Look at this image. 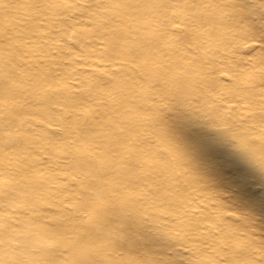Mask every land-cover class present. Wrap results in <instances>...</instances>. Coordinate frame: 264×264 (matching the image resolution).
Listing matches in <instances>:
<instances>
[{
  "label": "rangeland",
  "instance_id": "rangeland-1",
  "mask_svg": "<svg viewBox=\"0 0 264 264\" xmlns=\"http://www.w3.org/2000/svg\"><path fill=\"white\" fill-rule=\"evenodd\" d=\"M245 40L250 49L239 44ZM117 42L159 50L138 53L134 60L145 75L133 76L138 87L127 96L129 78L119 82L122 91L100 90L102 81L127 77L118 61L107 58L116 55L110 48ZM174 43L179 48L172 50ZM8 64L15 79L0 74V264H264V0H0V69ZM200 73L207 78L199 79ZM32 79L35 87L26 89L37 94L14 97ZM48 79L52 86L44 84ZM179 81L183 91L175 89ZM179 92L186 93L183 101L170 95ZM42 93L54 98L62 121L6 119L12 108L43 109ZM122 93L116 107L112 98L120 100ZM103 95L104 104H112L104 109L98 101ZM125 105V119L135 110L147 127L161 117L149 136L154 149L145 153L158 164L149 168L170 171L144 188L124 185L126 203L138 199L143 220L137 229L124 217L91 222L89 212L76 208L82 197L78 171L57 167L44 151L47 141L77 149L90 118L103 109L107 116L117 113L110 123L118 122ZM90 112L87 121L80 116ZM97 121L94 127H101L103 120ZM184 131L203 132L193 145L203 147L205 167L213 166L193 173L190 184L189 176L178 174L186 164L169 161L179 152L190 154L191 144L176 143ZM28 142L38 145L42 169L17 175ZM165 146L166 153L154 154ZM72 159L60 161L71 165ZM246 165L259 167L256 176L241 170ZM67 212L76 229L63 219ZM126 214L133 216L129 209ZM106 226L110 233L98 231ZM87 239L91 243L83 244Z\"/></svg>",
  "mask_w": 264,
  "mask_h": 264
},
{
  "label": "bare ground",
  "instance_id": "bare-ground-1",
  "mask_svg": "<svg viewBox=\"0 0 264 264\" xmlns=\"http://www.w3.org/2000/svg\"><path fill=\"white\" fill-rule=\"evenodd\" d=\"M146 1L147 0H145V2ZM183 1L187 3L190 2V0H183ZM10 8H11L10 6H7L6 10H9ZM113 35L121 36V37L126 36L124 33H114ZM243 42H245L244 44L246 45V47H248V45L251 46V44H249L250 41L248 40L240 41L239 44ZM261 43L262 41L260 42V44ZM124 46H125L124 43L120 44V42H117V45L112 44L110 51L112 50L116 52V55L113 56L109 54L107 55V58L118 61V63L122 67V70H124L123 73H126L127 77L124 75L122 76L124 78L117 77V78H111V80H106L104 78L103 80H106V81L104 82L102 81L99 83L101 86V89H100L101 91L107 90L108 92H111L112 89L116 87H118L119 90L122 91L124 89L123 88L124 85L119 84V82L129 78V81H127L129 88L124 92L126 93V96L128 95V93H132L138 87V81L137 79L136 80L133 79V76H135L136 74V77L139 76L141 80L143 76L145 75V72L142 71V67L140 65L141 63L138 64L137 60H134V59L140 58V56H138V53L141 52L143 49H146V51L149 52V54L154 49L158 50V48H155L150 45H147V47L143 49L142 48L140 49L137 47L133 49H129L128 46L123 48ZM196 46H201V42H199V44ZM175 48L177 49L179 48L177 43H174V47L172 50H174ZM248 49L250 48L248 47ZM127 54L129 56H127ZM145 55L151 58L150 55H147V54ZM176 59L177 57L174 58V61H176ZM197 65H198L197 68L202 67V64L200 61H198ZM9 67L10 65L8 64L6 68L0 69V74L2 77L5 75L10 76L11 80H14L15 76L14 75L12 76L10 73H8ZM177 73L178 72L175 71L174 75ZM152 77L153 75L152 76L149 75L146 77V79L149 81H153ZM198 77L199 79H202V80L203 79L205 80V78H207L202 73H200ZM160 78L161 76L159 77V79ZM5 79L6 78L1 79L2 84H4L3 80ZM99 79L102 80L101 78ZM53 81L54 80L52 79H48L44 81V84L46 86H52ZM34 84L35 82L33 79L27 82L24 81L21 85L23 89L19 91L20 94L18 93L14 97L16 98L18 97L20 99L27 98V97L33 98L34 97L33 95L37 94L36 91H33L34 93L31 92L32 89L34 88L33 87L28 88V89L26 88L29 85L35 87ZM39 85H42V83H40ZM91 86L92 84L88 83L87 87L91 88ZM183 86H184V82L179 81L175 89L178 91H183L184 90ZM39 87L43 89V86H39ZM101 93L103 94V92ZM154 94L155 93H152L151 95H154ZM47 95L48 93H42L41 95L42 100L45 103V106L43 109H39L38 111L36 110L28 111V108L26 107H19L17 110L16 108H12L8 110L9 112H8L6 119L15 122L18 119V116L20 117L22 115H30L32 117L34 116L35 118L45 117V120L46 119L47 120L58 119L59 121L60 120L62 121V118L57 114L56 109L53 108L51 105V103H53L52 100L54 98H52V100L49 99L48 101V99L46 98ZM170 95L177 97V98L180 97L181 99L180 98L178 99L182 101L186 98L185 92H179L175 94L170 93ZM123 97H124V94L122 93L120 100H116L112 98L113 100L111 101V103L113 102L112 104L116 105L117 107L120 105L119 103L120 101H124V99H122ZM98 101L103 109L105 108V104L107 106L111 104V103H107V100L104 104V101H105L104 95L102 97H98ZM80 102L78 103V101L75 100V104L78 103V106ZM134 103H139V101L136 100ZM134 105L136 106L133 107V109L137 108L138 104H134ZM2 106H5V105L2 104ZM125 107L128 108V106L125 105L122 110L119 109V112H118L119 121L113 122L112 124L110 123V120L113 117V115L115 116V114L117 113H113V115L107 116L103 112V109H101L99 112V116L97 118H90L92 117V112L82 113L80 116H82V118H84L85 121H87L86 119L90 118L89 120H91L92 127L88 128L87 130L88 133H86L85 135L81 134V137H78L76 139V143H78L80 147H78L77 149L68 147L69 149H67V148H64L63 145L56 146L55 144L52 143V141H50V143H48L47 141V145L44 148L46 149L48 147L49 150L46 149L44 151H46L47 152L46 154L49 155V160L53 161L55 164L60 163L61 165L59 166L61 167V169H64V171H78L77 172L78 179H80V181H78V187H79L80 195H82V197H81V205L79 207L76 206V208H78V210L80 209L81 211L84 210L85 212H89L91 214L89 218L91 222L93 223L102 222L104 223L103 225H105V222H107L108 224V221L111 220L112 217L113 218L117 217L120 220H123V217H124L125 219L124 223L126 226H128L130 229L131 228L137 229L140 226H142L141 223L143 220L139 215H137V212H138L137 205L138 204L136 205V202L138 203V199L135 202L128 205V203H126V194L124 193V190H123L124 185L126 184L127 187L129 188L133 187V189H135L137 185L139 186V188H144L146 187V185L153 184L154 180L158 181L160 174L162 173L167 174L170 171H167L168 170L167 167L161 168V169L149 168L148 166H157L158 164L151 161L147 157L148 154L145 153L146 152L145 148L152 147L150 145L151 139H149V136L151 134L155 136V132H154L155 130H153L152 128H155L156 124L159 123L161 117L158 118L156 122H154L155 126L147 127L145 126V124L142 123L140 116L136 114L135 110L131 111V114L133 116L129 117L128 120L125 119L126 117H128L127 109H125ZM176 110L179 111V109L177 108L175 109V111ZM184 113L186 114V112ZM99 119L103 120L102 126L94 127L97 125L96 123L98 122L97 120ZM77 122H80V119L76 115L75 120H74V125L79 126L80 123H77ZM202 134L203 132L201 134L199 133L191 134L188 131L187 132L184 131V134L176 140V143L178 144L183 143L187 145L191 144L192 147L190 149V154L179 152L180 155H177L173 159L169 160L170 164L172 165L173 164L175 165L186 164V166L184 167H181V166L178 167V171H179L178 174L189 176L190 178L187 181V183L189 184L192 183L194 180L191 176L193 173L208 171L210 168L213 167L209 165L208 168H206L205 167L206 163L201 162V161H206L205 151L203 147H199L198 145L196 146L193 145L194 142L199 141L201 139L200 137H202ZM37 147L38 145L36 144L33 145L31 142H28L26 144L25 149H26V152L29 154L28 156L25 157L26 159L22 158V161H19L16 163L17 167H15V174L17 175L33 174V173L35 174V173L41 172L42 168L40 166L42 165H40L41 163L38 158L40 152L38 149H36ZM257 148H258V144L255 146V150H254L255 152ZM166 150L167 149L165 146L163 150H161V152H158L157 150L155 151L153 150V151H154V154L157 155L163 152L166 153ZM19 156H22V155H19ZM0 157L3 158V155L1 153H0ZM66 157L73 158L71 165L67 164V162L65 163V162L60 161L62 158H66ZM3 164L5 165V163ZM6 164H10V163H6ZM59 166L57 164V167ZM136 167H141V168H136ZM118 168H129V170L125 171V170H121ZM241 168H242L241 170L245 172H253L252 174L255 176H256L255 173H257V170L259 169V167L255 168V166H249V165L243 166ZM215 170L218 171L217 168H215ZM156 175H158V177H156ZM219 183H221L220 180H219ZM155 185L160 186L162 184H155ZM154 190H159V187L154 188ZM117 198L121 199L120 203H117L115 201V199ZM127 209L132 210V215H133L131 217L128 216V219H127V214H126ZM63 216H64L63 219L65 221L67 222L69 221L68 228L70 230L77 228L75 224L76 219L74 215H71L70 213L67 212V213H64ZM87 226H91V225L89 224ZM110 228L111 227H107V226L100 227L98 231L99 232L101 231L103 233H110L111 231ZM90 243H91V240L87 239L84 241L83 244H90ZM83 244L73 243L70 246L77 248L78 245L79 247H82ZM151 258H153V256ZM157 259L158 258H156V260Z\"/></svg>",
  "mask_w": 264,
  "mask_h": 264
}]
</instances>
